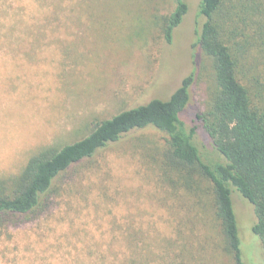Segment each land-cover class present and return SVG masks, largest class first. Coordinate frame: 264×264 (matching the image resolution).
<instances>
[{"label":"rangeland","instance_id":"obj_1","mask_svg":"<svg viewBox=\"0 0 264 264\" xmlns=\"http://www.w3.org/2000/svg\"><path fill=\"white\" fill-rule=\"evenodd\" d=\"M185 1L166 44L161 23L173 0H0V179L43 148L82 139L94 122L168 99L192 72L181 118L212 159L198 118L214 91L196 45L205 19L199 0ZM165 141L135 131L72 169L43 212L2 231L0 264H118L128 254L135 264H233L211 195L163 176ZM231 198L242 261L264 264L253 206L237 191Z\"/></svg>","mask_w":264,"mask_h":264},{"label":"trees","instance_id":"obj_2","mask_svg":"<svg viewBox=\"0 0 264 264\" xmlns=\"http://www.w3.org/2000/svg\"><path fill=\"white\" fill-rule=\"evenodd\" d=\"M173 5L161 23L166 44L173 42L188 13L185 0H173ZM198 7L205 22L196 45L211 61L214 80L210 107L198 118L213 158L201 156L196 128H187L181 118L191 98L192 72L168 99H152L94 122L82 139L43 148L17 175L0 179V234L16 227L18 219L28 221L43 212L51 194L58 192V181L79 164L127 134L152 129L166 140L163 176L187 192L211 195L222 248L233 264H245L233 191L253 206L252 233L264 248V0H199ZM118 264H135L132 254Z\"/></svg>","mask_w":264,"mask_h":264}]
</instances>
